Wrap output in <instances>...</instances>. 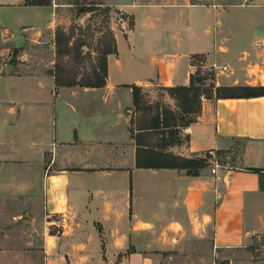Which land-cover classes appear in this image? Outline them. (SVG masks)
<instances>
[{
  "label": "crops",
  "instance_id": "obj_1",
  "mask_svg": "<svg viewBox=\"0 0 264 264\" xmlns=\"http://www.w3.org/2000/svg\"><path fill=\"white\" fill-rule=\"evenodd\" d=\"M103 1L134 27L115 33L106 85L85 87L59 86L54 58L29 54L48 42L55 54L61 4L0 0V199L34 205L45 230L41 250L27 234L8 244L2 226L30 221L8 209L0 264H264V95L204 97L166 150L192 158L245 141L216 173L138 168L130 130L131 85H188L212 70L217 86H264V0Z\"/></svg>",
  "mask_w": 264,
  "mask_h": 264
},
{
  "label": "rangeland",
  "instance_id": "obj_2",
  "mask_svg": "<svg viewBox=\"0 0 264 264\" xmlns=\"http://www.w3.org/2000/svg\"><path fill=\"white\" fill-rule=\"evenodd\" d=\"M61 4L59 10V22L56 26L55 37V54L48 44H36L32 43L28 46L29 54L33 59L40 61L41 59L54 58V71H57L65 80L78 79L82 82L87 80H94V70L100 66L103 60V53L111 45L112 33H116L117 30H123V23L126 22L129 26L132 19L124 12L111 7L110 13L106 11L107 6L104 5L103 0H51ZM201 2H208V0H199ZM85 10V11H84ZM84 11V12H82ZM59 34V43L58 41ZM70 40V44H69ZM52 44V43H51ZM59 44V45H58ZM69 45H71L69 47ZM61 46V50L65 51L64 54H57V48ZM50 60V59H49ZM57 64V67H56ZM51 72V71H50ZM212 73L214 71H207L203 73L208 79L204 83L198 84L202 90L210 89V83L215 82L212 80ZM216 74V73H215ZM205 95H201V99H204ZM206 98V97H205ZM140 110L134 111V123L135 126L143 118L146 111L149 109H155L156 107L165 106L169 104L171 107L175 103V100L170 97L168 90L163 87L152 84L148 90L143 94V101ZM176 109V108H175ZM233 147L234 149L217 150L214 152H208L203 156H195V158H206L207 166L209 168L224 167L229 169V166L236 165V157L242 152L245 145V141L235 139ZM34 206V205H33ZM29 207L27 210H23L13 200L8 203L7 200L0 199V221L5 220V216L8 214V209L14 211L23 210L29 214V222L27 223V229L14 228L8 230V222L2 228H5V232L11 239H6L8 244H11L16 239L24 238L21 235L27 234L29 240L33 243L30 248L41 250L44 237V225L40 222V218H36L37 213L35 206ZM60 216L50 218L52 221L49 225L48 232L50 234H60L64 226H56L53 221ZM41 223V226H40ZM7 225V226H6ZM3 231H0V233ZM52 242V240H50ZM4 244L0 240V245Z\"/></svg>",
  "mask_w": 264,
  "mask_h": 264
},
{
  "label": "trees",
  "instance_id": "obj_3",
  "mask_svg": "<svg viewBox=\"0 0 264 264\" xmlns=\"http://www.w3.org/2000/svg\"><path fill=\"white\" fill-rule=\"evenodd\" d=\"M27 5H49L51 0H25ZM192 3H202L199 0H191ZM85 11V10H84ZM82 11V12H84ZM107 12L110 13L111 7L107 6ZM128 15V14H127ZM132 21L129 26L134 27V17L128 15ZM59 43V34H58ZM112 45L103 53V60L100 66L94 70V80L82 82L78 79L65 80L57 71L51 70L55 76L56 83L59 86H85V87H102L106 85L108 77V55L117 53V43L115 34L112 33ZM70 44V40H69ZM59 45V44H58ZM71 45H69L70 47ZM65 51L61 46L57 48V54L62 55ZM206 60L205 55H193L192 61L200 63ZM57 67V64H56ZM215 72L212 73V80L215 78ZM208 78L203 75L201 70H197L191 76L190 84L171 87H163L168 90L170 97L175 100V108L169 104L158 106L155 109L146 111L137 126L130 128L133 138L137 144L136 166L138 168H178L185 169L189 174L195 175L200 169L207 166L208 159L178 157L168 151L169 146L182 141L180 132L198 119L202 108L201 95L206 98H227V97H251L264 95V86H217L215 82L210 83V89L202 90L198 84L204 83ZM133 89L134 111L140 110L143 101V87L131 85ZM135 111V112H136ZM188 138V136H186ZM255 172L261 173L262 170L254 169Z\"/></svg>",
  "mask_w": 264,
  "mask_h": 264
},
{
  "label": "built area",
  "instance_id": "obj_4",
  "mask_svg": "<svg viewBox=\"0 0 264 264\" xmlns=\"http://www.w3.org/2000/svg\"><path fill=\"white\" fill-rule=\"evenodd\" d=\"M212 172H213V173H216V172H217V168H216V167L212 168ZM217 179H220V176H217ZM65 222H66V216H65V215L60 216V217H58L57 219H55V220L53 221V223H54L56 226H64V223H65Z\"/></svg>",
  "mask_w": 264,
  "mask_h": 264
}]
</instances>
